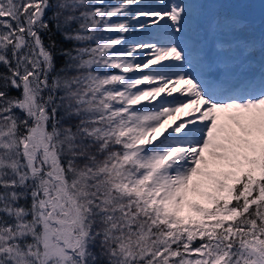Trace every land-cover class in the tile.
Instances as JSON below:
<instances>
[{
    "label": "snow or ice",
    "instance_id": "1",
    "mask_svg": "<svg viewBox=\"0 0 264 264\" xmlns=\"http://www.w3.org/2000/svg\"><path fill=\"white\" fill-rule=\"evenodd\" d=\"M0 264H264V33L208 0H0Z\"/></svg>",
    "mask_w": 264,
    "mask_h": 264
},
{
    "label": "rangeland",
    "instance_id": "2",
    "mask_svg": "<svg viewBox=\"0 0 264 264\" xmlns=\"http://www.w3.org/2000/svg\"><path fill=\"white\" fill-rule=\"evenodd\" d=\"M232 1L233 0H208V2L212 6H218L223 8L226 7V9L228 10L241 12L243 14H245L246 11L251 7L250 0H235L236 3L235 5L232 4ZM251 22H252L253 33L254 35L257 36V38H259L261 33H264V19L251 20ZM173 95H177V94L174 93ZM151 109H152V105L150 104L147 105V110H151ZM178 118H186V110L179 113H175L169 120V124L177 121Z\"/></svg>",
    "mask_w": 264,
    "mask_h": 264
},
{
    "label": "water",
    "instance_id": "3",
    "mask_svg": "<svg viewBox=\"0 0 264 264\" xmlns=\"http://www.w3.org/2000/svg\"><path fill=\"white\" fill-rule=\"evenodd\" d=\"M251 8L246 11L250 20L264 19V0H251Z\"/></svg>",
    "mask_w": 264,
    "mask_h": 264
},
{
    "label": "bare ground",
    "instance_id": "4",
    "mask_svg": "<svg viewBox=\"0 0 264 264\" xmlns=\"http://www.w3.org/2000/svg\"><path fill=\"white\" fill-rule=\"evenodd\" d=\"M232 4H234V5L236 4L235 0L232 1ZM215 7H218V6H215ZM224 8L226 9V7H224Z\"/></svg>",
    "mask_w": 264,
    "mask_h": 264
}]
</instances>
